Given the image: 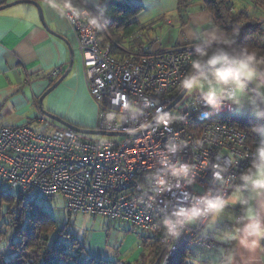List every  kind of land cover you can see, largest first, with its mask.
Segmentation results:
<instances>
[{"label":"built area","instance_id":"obj_1","mask_svg":"<svg viewBox=\"0 0 264 264\" xmlns=\"http://www.w3.org/2000/svg\"><path fill=\"white\" fill-rule=\"evenodd\" d=\"M66 16L77 36L87 89L97 105L94 128L120 133L88 135L63 125L46 131L27 124H0V180L17 185L22 193H59L71 215H100L157 235L167 249L153 264H167L183 244L193 240L205 248H215L217 242L202 233L205 223L189 226L190 230L175 241L157 227L160 218L176 205L189 203L208 188H219L225 196L230 190L213 180L209 165L198 168L194 184L182 180L177 188L175 178L168 177L173 187L159 192L155 174L162 167L160 161L171 138L187 144L177 153L167 154L172 161L199 165L204 159L211 161L219 156L218 162L231 164L226 176H238L252 159L251 155L244 157L249 149L246 133L230 121L235 106L204 117L203 113L210 110L203 104L197 107L190 95L184 108L176 107L186 92L171 105L182 90L179 82L189 67L193 46L200 41L118 58L111 53L109 41H99L96 27L82 17ZM61 71L62 66L57 65L44 77L53 80ZM122 105L136 106L138 110H126ZM158 109L183 119L167 126L155 120L144 129ZM110 111L119 113L122 119H106ZM38 120L53 124L42 113ZM197 141L203 147L196 146ZM232 160L238 162L231 163ZM185 192L190 193L188 200L183 199Z\"/></svg>","mask_w":264,"mask_h":264},{"label":"crops","instance_id":"obj_2","mask_svg":"<svg viewBox=\"0 0 264 264\" xmlns=\"http://www.w3.org/2000/svg\"><path fill=\"white\" fill-rule=\"evenodd\" d=\"M38 1L50 30L42 24L37 7L32 3L21 2L11 5L6 10H0V124H27L31 127L37 126L38 123L44 124L38 120L39 115L43 114L38 98L66 70L70 61V49H72L73 62L69 72L53 90L43 97L42 106L73 124L95 127L97 105L85 83L77 36L65 14L50 8L48 0ZM85 1L98 6L107 0ZM201 1L197 8H191L193 1L183 15L179 12L178 0H147V2L138 0L137 5L141 9L135 12L131 10V19L137 20L143 27L131 38L124 39L121 43L122 49L113 56L121 58L130 53L139 54L177 44L201 41V32L209 27L207 21L215 24L211 11L203 5V0ZM144 9H148L149 12L146 13ZM179 22L181 32L178 30ZM187 25H192L193 30L184 31ZM157 30L159 32L165 30L166 33L160 39L155 37V41L152 42L154 39L151 34H156ZM57 65L62 66V71L53 80H47L44 77L45 74ZM239 112L240 114L233 116H253L246 103ZM230 195L229 190L227 196ZM223 214L224 216H220L217 220L215 229L207 228L204 231L206 223L202 229V233L207 238L217 242L216 247L208 249L201 246L197 240L190 241L186 246L184 264L185 259L190 257H200L202 262L210 261L220 264V252L227 245L215 237L219 232L231 227L233 217L240 214V207L230 205ZM75 215L96 216L89 213ZM115 221L118 220L109 221L104 217L102 220L106 226H114ZM118 222L125 224L128 229H131V233L139 236L142 252L145 251L142 235L147 233H136V228L132 224ZM72 237L74 238V234ZM99 242L100 244L96 241L89 242L86 249L87 255H82L79 251L74 254L84 261L91 258L95 261L111 260L117 263H128L118 257L112 258L115 253L111 247H108V242Z\"/></svg>","mask_w":264,"mask_h":264},{"label":"clouds","instance_id":"obj_3","mask_svg":"<svg viewBox=\"0 0 264 264\" xmlns=\"http://www.w3.org/2000/svg\"><path fill=\"white\" fill-rule=\"evenodd\" d=\"M53 10L65 15L82 17L88 25L101 27L105 17L91 10L81 9L75 0H48ZM209 27L201 32L200 43H195L189 60V67L180 78V87L194 98L196 106L203 104L210 111L203 113L208 117L225 107L243 108L245 103L258 123L251 131L258 137L253 139L244 157L251 155L249 165L238 176H226L231 164L204 159L199 165L190 162L175 161L167 154H175L186 142L173 137L166 143V154L161 159L160 171L155 174V185L159 192L168 191L173 184L168 177L175 178V187H181V181L192 185L198 168L213 170L212 178L220 185L230 189L225 196L221 189L208 188L203 194L193 196L187 204L176 205L168 214L163 215L157 227L165 236L175 241L189 226L197 223L215 224L230 205H239L240 214L233 217L231 227L219 232L215 238L223 241L227 247L220 252V264H264V54L246 44L237 43L239 30L229 35L211 21ZM126 110H138L136 106L122 105ZM108 120H120L116 112L105 114ZM158 124L165 126L183 116H175L163 109L155 114ZM178 141V142H174ZM196 146L203 147L200 141ZM238 161L232 160L231 163ZM238 181L233 184L232 181ZM190 193H184L188 200ZM239 257V260H237Z\"/></svg>","mask_w":264,"mask_h":264},{"label":"trees","instance_id":"obj_4","mask_svg":"<svg viewBox=\"0 0 264 264\" xmlns=\"http://www.w3.org/2000/svg\"><path fill=\"white\" fill-rule=\"evenodd\" d=\"M7 1L10 0H0V4ZM193 1L178 0L179 12L184 15ZM75 3L79 8H89L105 17L106 22L101 27H96V33L101 43H111V53L114 55L122 49L124 39L131 38L143 27L137 20L131 19V13L128 14L130 10L137 11L128 0H107L98 6L85 0H75ZM257 4L264 7V0H257ZM203 5L211 11L215 25L226 33L231 35L234 29L239 30L237 43L246 44L264 54L263 21L249 17L244 11L235 10L229 0H203ZM230 121L246 133L249 146L253 139L258 141L259 137L251 131L252 126L258 123L254 116H232ZM27 191L22 193L18 190L11 194L0 189V237L3 236L2 227L6 224V221L1 222L4 214L8 216V224L15 231V239L9 243L15 254L4 258L0 253V264H147L148 261L160 260L159 256L167 249L157 235L147 233L142 235L146 250L134 262L95 261L91 258L80 260L71 249H77L78 253L82 246L75 247L78 241L72 237L66 224L58 229L53 242H50L52 232L57 228L56 222L48 211L26 197ZM186 246L187 244H183L167 264H184Z\"/></svg>","mask_w":264,"mask_h":264},{"label":"rangeland","instance_id":"obj_5","mask_svg":"<svg viewBox=\"0 0 264 264\" xmlns=\"http://www.w3.org/2000/svg\"><path fill=\"white\" fill-rule=\"evenodd\" d=\"M147 2V0H140V2ZM232 2L233 7L235 10L238 11H244L246 15L249 17L257 18L261 21H263V28H264V7L257 4V0H229ZM130 4L134 6V8L141 9L137 4L138 0H128ZM201 0H194L193 5H191V8H197L196 6H199ZM9 7L3 8L2 10H6ZM1 10V11H2ZM145 10V9H144ZM133 12V11H132ZM145 12H149L148 9L145 10ZM131 13V10L128 14ZM187 24V23H186ZM180 22L178 25L179 29ZM193 27L192 25H187V27L184 29V31H192ZM159 30H157L156 34L152 33L151 36L153 37L155 41V37L160 39L163 35H165L166 31L161 30L159 33ZM152 39V38H151ZM188 93H185V96L177 102L178 108H184L186 106L185 103H188L186 101V98L188 97ZM240 114L239 109L236 108L233 115ZM48 121H52L53 124H40L38 123L37 126H33L34 129L40 128L41 130L50 131L53 129L54 125H59V123L53 121L52 119L45 116ZM43 126V127H42ZM31 127V126H30ZM32 127V128H33ZM88 135H96V134H88ZM117 138L119 136H110ZM0 189L2 191L10 192L11 194H15L18 191L17 185H10L6 182H2L0 180ZM26 196L31 198L32 201L35 204H39L40 207L46 211L49 212L51 217L55 220L57 228L52 232L50 242H53L54 236L57 235L58 229L62 227L64 224H66V227L69 228V231L71 234H74V238L78 241V244L75 245V247H80L82 243L83 246L79 248V252L82 253V255H87V245L90 241H96L97 244H100L99 241L108 242V247H111L112 251L115 253L113 254L112 258L118 257L119 259H124L127 262H134L141 254L142 252V244L139 239V236L131 233V229H128V226H126L123 223H119L118 221H115V225H109L106 226L103 224L102 220L103 217L100 215L96 216H90V215H71L67 212L65 208V202L63 197L58 193L51 196H44L41 195L33 190H29L26 192ZM229 216V214H226ZM224 214L221 215L223 217ZM220 219V217H219ZM6 221V224L3 225L2 231L3 236L0 237V253L4 258H10L14 256V252L10 248V241L15 239V231L14 229L8 224L9 218L7 215H3L1 218V222ZM215 224H206L204 227L205 229H215ZM112 227V228H111ZM113 229V231H111ZM136 233H142L139 230H135ZM131 236L133 238H131ZM62 237V236H61ZM87 237V240H86ZM73 253H77V249H71ZM89 257V256H88ZM200 257H190L189 259H185V264H214L210 261L202 262L199 259ZM98 259V258H96ZM147 264H153V262L148 261Z\"/></svg>","mask_w":264,"mask_h":264},{"label":"water","instance_id":"obj_6","mask_svg":"<svg viewBox=\"0 0 264 264\" xmlns=\"http://www.w3.org/2000/svg\"><path fill=\"white\" fill-rule=\"evenodd\" d=\"M21 2H29L34 4L37 7L39 16H40V20L42 22V24L50 30V28L47 26V23L45 22L44 16H43V11H42V6L40 4V2L38 0H10L7 1L5 3H1L0 4V10L6 7H9L11 5L17 4V3H21ZM72 62H73V51L72 49H70V61H69V65L66 68V70L52 83L48 86V88H46V90L39 96L38 98V103L40 106L41 111L43 112V114L45 116H47L48 118L52 119L53 121L59 123L60 125L63 126H67L70 128H73L79 132H81L82 134H98V135H114V134H119L120 132H113V131H107V130H101V129H97L94 127H85V126H79L76 124H73L65 119H63L61 116L54 114L52 112L47 111L46 109L43 108L42 106V99L43 97L49 93L51 90H53L63 79L64 77L67 75V73L69 72L71 66H72ZM185 90H181L180 93L176 96V98L172 101L171 105H173L175 102H177L180 97L185 93ZM156 119L154 118L150 123H148L144 129L148 128Z\"/></svg>","mask_w":264,"mask_h":264}]
</instances>
